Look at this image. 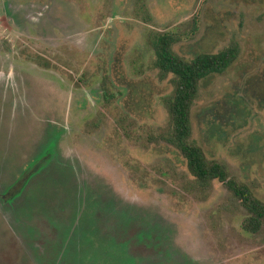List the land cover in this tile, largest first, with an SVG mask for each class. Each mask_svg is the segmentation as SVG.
<instances>
[{
  "label": "rangeland",
  "instance_id": "374dc122",
  "mask_svg": "<svg viewBox=\"0 0 264 264\" xmlns=\"http://www.w3.org/2000/svg\"><path fill=\"white\" fill-rule=\"evenodd\" d=\"M150 32L186 59L239 45L192 139L264 202V0H0V264H264V227L159 138Z\"/></svg>",
  "mask_w": 264,
  "mask_h": 264
},
{
  "label": "trees",
  "instance_id": "16d2710c",
  "mask_svg": "<svg viewBox=\"0 0 264 264\" xmlns=\"http://www.w3.org/2000/svg\"><path fill=\"white\" fill-rule=\"evenodd\" d=\"M179 41L180 37L171 32L148 35V45L154 54L152 66L159 80L168 79L172 85V93L164 99L168 126L159 138L178 152L197 186L221 183L246 213L243 229L260 235L264 227V202L248 185L231 177L226 164L207 158L203 148L192 139L191 110L201 85L213 76L225 74L237 62L240 47L232 42L217 53L186 59L174 52L173 47Z\"/></svg>",
  "mask_w": 264,
  "mask_h": 264
},
{
  "label": "water",
  "instance_id": "95a60500",
  "mask_svg": "<svg viewBox=\"0 0 264 264\" xmlns=\"http://www.w3.org/2000/svg\"><path fill=\"white\" fill-rule=\"evenodd\" d=\"M40 165H41V163L38 164L36 167L34 166L35 168L33 167V170H34V171L32 170L33 173H35V172L38 170V168H39V169L42 168V167H40ZM31 174H32V173H31ZM26 180H27V179H26ZM23 183H24V182H23ZM22 185H23V184H22ZM11 197H12V196H11Z\"/></svg>",
  "mask_w": 264,
  "mask_h": 264
},
{
  "label": "flooded vegetation",
  "instance_id": "af4514ba",
  "mask_svg": "<svg viewBox=\"0 0 264 264\" xmlns=\"http://www.w3.org/2000/svg\"><path fill=\"white\" fill-rule=\"evenodd\" d=\"M48 150V149H47ZM38 161V160H37Z\"/></svg>",
  "mask_w": 264,
  "mask_h": 264
}]
</instances>
